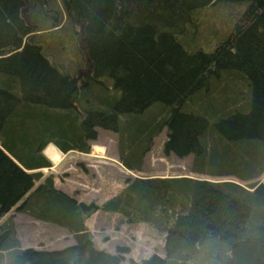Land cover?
<instances>
[{"label":"trees","instance_id":"16d2710c","mask_svg":"<svg viewBox=\"0 0 264 264\" xmlns=\"http://www.w3.org/2000/svg\"><path fill=\"white\" fill-rule=\"evenodd\" d=\"M217 6L239 8L201 41ZM60 25L71 66L47 52ZM97 129L117 135L129 172L164 130L163 153L189 155L193 175L129 176L101 203L56 188L43 149L86 154ZM263 174L264 0H0V264H127L126 246L96 247L98 212L162 234V255L128 264H264ZM14 211L73 243L21 246Z\"/></svg>","mask_w":264,"mask_h":264},{"label":"rangeland","instance_id":"374dc122","mask_svg":"<svg viewBox=\"0 0 264 264\" xmlns=\"http://www.w3.org/2000/svg\"><path fill=\"white\" fill-rule=\"evenodd\" d=\"M238 8L239 6L236 8L217 6L206 12L203 17L204 24L198 30L200 40L213 43L215 36L225 34L234 21ZM32 16L37 25L42 23L36 10L33 11ZM43 36L48 41L47 52L54 61H59L61 64L66 62L70 66L80 61L76 50L69 48L70 40L67 38L65 26L60 25L57 30L44 32ZM165 139V131L162 130L154 137L153 145L145 155L142 171L129 172L118 160L117 135L111 131L97 129L96 139L90 142V152L86 154L76 151L65 154L58 152L60 156L54 159L46 152L48 144L43 149V154L53 165L52 169L43 172H51L54 175L56 188L67 193L77 192L76 198L83 201L94 200L98 203L115 194L124 185V179L129 176L193 175L189 171L191 159L189 155L177 157L173 153L166 155L163 153ZM203 177L217 179L210 176ZM259 180L264 181V174ZM9 214L12 215L16 236L23 247L59 249L73 243V238L61 226L39 222L15 211ZM86 226L93 232L97 248L114 252L116 246H126L127 264L128 259L147 258L155 251L160 255L163 254L162 234L144 224H126L118 215L98 212L87 219Z\"/></svg>","mask_w":264,"mask_h":264},{"label":"bare ground","instance_id":"6f19581e","mask_svg":"<svg viewBox=\"0 0 264 264\" xmlns=\"http://www.w3.org/2000/svg\"><path fill=\"white\" fill-rule=\"evenodd\" d=\"M49 145H48V147L46 149V152L48 154L50 153V157H52L54 159L58 158L60 155H59L57 149L55 147L51 146L52 144L50 146Z\"/></svg>","mask_w":264,"mask_h":264},{"label":"crops","instance_id":"0c3cea01","mask_svg":"<svg viewBox=\"0 0 264 264\" xmlns=\"http://www.w3.org/2000/svg\"><path fill=\"white\" fill-rule=\"evenodd\" d=\"M70 152V151H69ZM68 153V152H67ZM63 154V153H62ZM65 154V153H64Z\"/></svg>","mask_w":264,"mask_h":264}]
</instances>
